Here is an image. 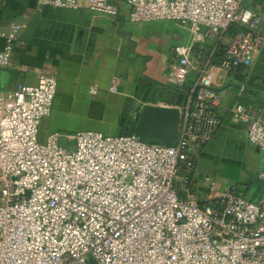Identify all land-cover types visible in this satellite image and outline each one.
I'll list each match as a JSON object with an SVG mask.
<instances>
[{
  "label": "built area",
  "instance_id": "1",
  "mask_svg": "<svg viewBox=\"0 0 264 264\" xmlns=\"http://www.w3.org/2000/svg\"><path fill=\"white\" fill-rule=\"evenodd\" d=\"M37 1L118 14L111 0ZM125 1L131 21H175L191 34L190 44L174 47L168 75L181 87L197 74L177 105V144L99 131L55 132L41 141L57 79L44 74L36 86L0 90V264H264V196L249 200L238 185L217 189L207 177L205 199L196 198L198 152L222 125L216 70L253 66L264 14L244 0ZM25 27H0V70L11 66ZM121 82L114 77L111 90ZM232 113L264 154V109L236 103ZM258 178L264 185V169Z\"/></svg>",
  "mask_w": 264,
  "mask_h": 264
},
{
  "label": "crops",
  "instance_id": "2",
  "mask_svg": "<svg viewBox=\"0 0 264 264\" xmlns=\"http://www.w3.org/2000/svg\"><path fill=\"white\" fill-rule=\"evenodd\" d=\"M111 3L118 14L91 9L86 3L61 7L37 0H0V27L26 25L14 47L11 66L0 70V90L36 86L44 74L57 79L53 111L40 124L41 141L55 132L122 135L133 129L130 124L135 127L138 122L142 109L137 104L177 106L192 92L197 77L194 70L181 87L171 85L168 79L174 47L192 42L188 29L175 21H131L125 0ZM244 5L264 14V0H244ZM216 73L215 86L224 91L219 110L222 125L197 155L196 198L201 201L208 190L204 181L211 179L199 172L201 162L222 163L214 164L221 172L227 162L224 153H256L251 174L244 175L259 181L258 174L264 169L263 152L249 143L245 123L235 121L232 113L236 103L264 109V43L252 67L232 72L218 67ZM116 76L122 82L115 92L111 86ZM63 141L71 142L67 137ZM229 183L217 184V189L233 185ZM259 186L260 199L264 196L261 181Z\"/></svg>",
  "mask_w": 264,
  "mask_h": 264
},
{
  "label": "water",
  "instance_id": "3",
  "mask_svg": "<svg viewBox=\"0 0 264 264\" xmlns=\"http://www.w3.org/2000/svg\"><path fill=\"white\" fill-rule=\"evenodd\" d=\"M181 100L178 101L180 103ZM142 109L136 126L125 134H134L143 142H160L168 146L179 138L180 108L156 104H137Z\"/></svg>",
  "mask_w": 264,
  "mask_h": 264
},
{
  "label": "rangeland",
  "instance_id": "4",
  "mask_svg": "<svg viewBox=\"0 0 264 264\" xmlns=\"http://www.w3.org/2000/svg\"><path fill=\"white\" fill-rule=\"evenodd\" d=\"M224 156L227 161L226 167L222 168L224 169V171L219 172L214 168L215 167L214 164L216 165L218 164L221 166L222 163L214 162V164L213 163L203 164V162H201L200 163L201 169L199 172H202L204 174V178L210 175L211 179L217 182L218 186L225 185L229 182H230L229 184L232 183L233 185H238L239 191L247 199L257 201L259 199V192H260L259 181L255 176H253V178H250V177H245L244 175L249 173L251 174V171L253 170L251 163L256 159L257 156L256 153H224ZM204 182L208 187L209 182L207 181ZM240 182L241 184H239ZM202 184H203V180H202ZM244 185H246V187H244Z\"/></svg>",
  "mask_w": 264,
  "mask_h": 264
},
{
  "label": "trees",
  "instance_id": "5",
  "mask_svg": "<svg viewBox=\"0 0 264 264\" xmlns=\"http://www.w3.org/2000/svg\"><path fill=\"white\" fill-rule=\"evenodd\" d=\"M233 31V29L231 30V32ZM223 54H224V45L222 44V45H220V48L217 50V52H216V54H215V57H216V63L218 64L220 61H221V59H222V57H223ZM130 126L132 127V128H134V124L132 123V124H130Z\"/></svg>",
  "mask_w": 264,
  "mask_h": 264
}]
</instances>
